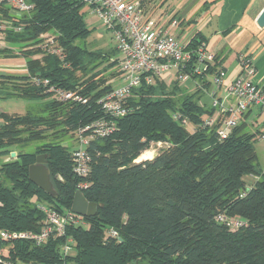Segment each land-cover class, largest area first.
I'll use <instances>...</instances> for the list:
<instances>
[{
	"label": "trees",
	"instance_id": "1",
	"mask_svg": "<svg viewBox=\"0 0 264 264\" xmlns=\"http://www.w3.org/2000/svg\"><path fill=\"white\" fill-rule=\"evenodd\" d=\"M30 2L34 10L22 17L0 7L10 45L0 49V58L23 59L26 67L21 76L0 74V99L39 103L24 115L0 114V159L5 158L0 230L40 232L46 217L42 208L67 214L78 190L98 205V212L82 218L87 227L70 224L63 237L42 245L8 243L3 258L12 264H264V171L254 146L259 133L248 131L247 114L224 140L216 134L219 123L204 127L217 111L207 92L221 70L219 55L207 74L194 79L198 85L191 94H183L186 88L178 82L158 79L134 88L116 130L91 142V173L81 179L73 170V149L59 140L110 118L99 101L121 75L120 53L116 46L93 51L78 43L93 33L82 0ZM46 33L56 37L55 53L38 47ZM202 41L207 39L197 32L188 47ZM35 80L78 91L87 102L57 101ZM176 114L188 120L192 132L174 119ZM153 143L164 145L153 159L134 163ZM40 155H46L54 197L29 179V167ZM246 176L258 178L249 191ZM242 192L247 193L241 197ZM219 215L245 225L232 230L217 220ZM108 230L119 239H106ZM69 239L74 253L64 255L61 247Z\"/></svg>",
	"mask_w": 264,
	"mask_h": 264
},
{
	"label": "built area",
	"instance_id": "2",
	"mask_svg": "<svg viewBox=\"0 0 264 264\" xmlns=\"http://www.w3.org/2000/svg\"><path fill=\"white\" fill-rule=\"evenodd\" d=\"M88 11L111 32L115 46L121 55L120 77L118 84L107 93L100 101L103 111L110 117L101 119L86 127H80L76 135L78 148L72 152L73 170L76 176L85 179L91 173L92 157L88 148L92 141L111 135L117 128V119L124 117L129 109L127 97L130 92L142 83L153 85L158 79L167 84L178 82L183 85L195 78L203 77L215 65L217 54L208 46L207 42H200L193 47H188L190 37L181 40L182 36L177 31L182 26L178 17L152 20L143 7L142 0H82ZM8 7L15 17H22L34 10L30 0H0V7ZM6 24L0 25V43L4 39ZM56 37L50 33L40 36L39 48L53 49L55 53ZM50 51V50H49ZM58 53V51H57ZM239 73L226 88V95L222 96L221 90L227 78V72L220 70L212 77V87L207 92L212 107L217 111L212 118L205 121V128L216 127V134L220 140L226 139L234 128L242 121L243 117L254 108L264 115V87L252 80L255 66L252 58L247 54L238 57ZM37 85L46 88L47 93L57 101H71L86 103L87 100L78 91H68L50 84L48 80ZM184 126L190 125L188 120L180 115H174ZM260 138L264 139V135ZM163 146V143H157ZM248 189L247 191H249ZM247 192H242L241 197ZM46 217L40 232L0 230V264H12L4 259L5 245L13 241H29L36 246L44 244L51 237L61 238L66 234L70 224L87 227L84 217L71 211L60 214L46 206L42 208ZM217 220L225 223L230 229L236 230L245 225V222L236 218H227L219 215ZM119 239L115 230L106 232V239ZM74 242L69 239L63 246L64 255H69L73 250Z\"/></svg>",
	"mask_w": 264,
	"mask_h": 264
},
{
	"label": "crops",
	"instance_id": "3",
	"mask_svg": "<svg viewBox=\"0 0 264 264\" xmlns=\"http://www.w3.org/2000/svg\"><path fill=\"white\" fill-rule=\"evenodd\" d=\"M179 4L182 5L179 15L183 25L177 34L188 36L189 31L198 26L189 37L200 32L210 49L220 57V68L228 75L221 90L222 96L240 71L238 57L241 54L252 58L255 66L252 80L264 87V27L257 24L264 11V0H180ZM186 6L188 8L184 10ZM229 29L231 32L225 34ZM19 68V72L26 74L24 60L0 58V74L13 75ZM245 120L259 135H264V115L257 108L251 109Z\"/></svg>",
	"mask_w": 264,
	"mask_h": 264
},
{
	"label": "rangeland",
	"instance_id": "4",
	"mask_svg": "<svg viewBox=\"0 0 264 264\" xmlns=\"http://www.w3.org/2000/svg\"><path fill=\"white\" fill-rule=\"evenodd\" d=\"M180 0H146V2L143 4V7L147 13V16H149L152 20H160V19H168L170 17H173L174 15L178 14L182 5L179 4ZM196 1V0H195ZM183 3V2H182ZM188 6L184 7L183 9H187ZM84 12L86 13V21L90 29L93 30V33L91 36L86 40V42H78L82 46H86L89 50H102V51H110L115 48L114 39L112 37V34L110 31L107 30V28L103 25V23L95 18L89 11L88 8L84 9ZM180 16V15H179ZM181 19V17H178ZM199 27L196 26L193 28L192 31H189V35L194 32V30H197ZM191 32V33H190ZM207 32V31H205ZM51 34V33H50ZM188 36H184L181 38V40H185L184 38H189ZM10 47V45L6 41V37L4 39H1L0 43V49H6ZM19 48V47H18ZM118 58H121V55H118ZM19 59V58H18ZM23 61V59H21ZM21 68L17 69L16 76L23 75L20 71ZM118 84V81L114 83L116 86ZM184 91L183 94H191L195 89V83L193 81H189L182 85ZM226 94H224L225 96ZM207 103L210 105V100L208 98L205 99ZM39 103H30L23 99L18 98H12V99H0V113L1 112H7L11 114H19L24 115L27 113L28 110L31 108L37 107ZM36 110H38L36 108ZM35 110V111H36ZM187 130L192 132L193 127L188 125ZM248 131H254L252 127ZM51 136L48 138L49 141H52V132L49 133ZM261 135H258L256 137V141L254 143L255 150L258 156V164L260 168L264 171V139L260 138ZM64 146H67L70 150H74L75 148H78V145L76 143V135L75 134H69L65 138L59 140ZM34 148L33 145L27 147L25 151L30 152ZM161 146H159L157 143H153L148 150H146L142 155L150 154L153 159L156 154L159 152ZM142 155L134 160V163H139L145 160H151V159H143L141 158ZM5 158L0 159V163L4 162ZM258 180L257 177L254 176H246L244 178V181L246 183V189H250L254 186L256 181ZM62 251V247H61ZM4 253H8V248L5 249ZM71 253H74V250L71 251ZM139 264H148L146 261H142Z\"/></svg>",
	"mask_w": 264,
	"mask_h": 264
},
{
	"label": "water",
	"instance_id": "5",
	"mask_svg": "<svg viewBox=\"0 0 264 264\" xmlns=\"http://www.w3.org/2000/svg\"><path fill=\"white\" fill-rule=\"evenodd\" d=\"M257 24L261 28L264 27V11L259 16ZM11 157H16V153H12ZM29 179L50 196L57 195L51 181V172L47 167L46 155L38 156L36 163L29 167ZM71 212L82 217H94L98 212V205L88 202L81 190H78L74 196Z\"/></svg>",
	"mask_w": 264,
	"mask_h": 264
},
{
	"label": "bare ground",
	"instance_id": "6",
	"mask_svg": "<svg viewBox=\"0 0 264 264\" xmlns=\"http://www.w3.org/2000/svg\"><path fill=\"white\" fill-rule=\"evenodd\" d=\"M151 155L150 154H147V155H142V157L141 158H143V159H151Z\"/></svg>",
	"mask_w": 264,
	"mask_h": 264
}]
</instances>
